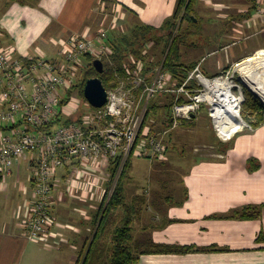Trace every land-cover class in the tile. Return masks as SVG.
Wrapping results in <instances>:
<instances>
[{"label": "crops", "instance_id": "crops-1", "mask_svg": "<svg viewBox=\"0 0 264 264\" xmlns=\"http://www.w3.org/2000/svg\"><path fill=\"white\" fill-rule=\"evenodd\" d=\"M198 2L197 13H207V24H218L219 20L211 17L214 9L224 10L226 18L234 20L230 22L232 33L227 29L230 25L225 24L219 32L214 30L213 36L222 47L213 52L214 56L220 55L228 62L229 58H247L259 47L251 43V38L264 31L263 17L247 13L248 0ZM176 3L177 0H37L20 4L18 0H4L0 1V44L11 48L17 58L41 55L55 62L60 58L55 42L72 35L95 39L100 32H106V13L114 14L111 24H116L117 17L123 25L160 28L172 17ZM193 21L198 26L199 20L193 17ZM219 58L206 69L216 66ZM213 74L205 75L219 73ZM219 146L220 150L210 157L193 159L180 182L181 198L175 203L168 197L163 203L159 201L154 224L144 227L145 239L191 246L190 252L142 255L137 264H264V240L257 239L261 232L264 236V208L254 219L233 214L244 207L264 206V122L252 131L238 132ZM75 174L85 177L79 188L75 180L65 184L67 175ZM104 174L76 166L59 171L52 196V232L47 241L38 242L27 239L22 226L26 206L32 201V168L27 159L15 165L10 175L0 178V264H75L91 236L92 216L101 205L97 200L107 188ZM59 191L70 198L66 202L73 203L68 211L59 208L61 200H65L57 195Z\"/></svg>", "mask_w": 264, "mask_h": 264}, {"label": "built area", "instance_id": "built-area-1", "mask_svg": "<svg viewBox=\"0 0 264 264\" xmlns=\"http://www.w3.org/2000/svg\"><path fill=\"white\" fill-rule=\"evenodd\" d=\"M264 0H257L255 15L264 17ZM59 56L53 62L44 56L17 58L12 50L0 44V178L11 174L12 168L27 159L32 168V201L25 210L22 224L24 236L45 242L54 224L53 193L62 169L81 164L88 169L102 171L108 180L101 195L108 199L113 193L118 174L130 158L161 160L167 151L166 138L184 122L194 120L202 108L207 110L216 136L222 142L230 141L238 132L253 129L241 116L245 102L244 89L253 92L251 79L258 78L253 71L251 57L232 64L216 76L203 73L200 63L187 70L185 80L179 84L162 64L147 70L141 61L130 56L126 60V76L106 89V102L100 108L81 114L74 121L49 132L43 127L57 116L70 119L78 114L70 95L83 68V56L90 54L100 59L111 54L107 32L95 39L72 35L56 42ZM152 47L147 45L146 51ZM151 61V60H150ZM152 62V61H151ZM247 69H249L247 71ZM244 72H247L245 77ZM159 96L172 98L168 123L156 131L152 120H146L148 104ZM227 99L234 102L235 130L225 132L231 120L215 114V107L225 110ZM264 105V101L262 100ZM219 120H223L219 123ZM120 158L114 181L109 186V166Z\"/></svg>", "mask_w": 264, "mask_h": 264}, {"label": "trees", "instance_id": "trees-1", "mask_svg": "<svg viewBox=\"0 0 264 264\" xmlns=\"http://www.w3.org/2000/svg\"><path fill=\"white\" fill-rule=\"evenodd\" d=\"M18 1L20 4H30L37 0ZM248 2L250 4V9L247 13H255L257 9V0H248ZM196 3L197 0H177L172 17L160 28L145 24H135L125 33L121 32L122 30L119 31V29H110L107 31V44L111 47L112 52L109 56L102 57L103 73L99 74L94 69L92 62L95 58L90 54H85L83 56L85 64L83 63L84 66L80 71V76L75 81L72 89H76L79 96L83 97L84 84L88 79L93 77L100 78L106 89L115 87L117 79L126 76V60L130 56L141 61L147 70L153 69L155 64L153 61L151 62L149 60L147 53H144V51H146L149 43L156 45L161 42H164L166 47L165 57L162 62L163 70L168 72L174 79H177L179 84L182 83L187 76L186 71L193 69L196 64L185 65L181 62V47L185 38L181 33L175 36L173 33L179 30L180 25L182 26L185 22L195 27L193 17H195ZM240 17L243 18L245 16ZM228 68L229 67L226 69ZM70 92H68L67 98L62 101V104H65L69 100L68 96ZM243 93L245 102L241 108V116L252 128H256L264 122V108L261 102L247 89H244ZM157 98L148 104L146 120H151L153 119L152 117L157 118L159 112L163 110L168 114L172 98L165 96L166 104H164V106H160L158 101H156ZM81 113L82 112H79L70 119L57 116L50 123L46 124L43 130L51 132L61 125L74 121L79 122ZM168 121L167 118L166 121L160 122V125L162 123L166 124ZM192 123L191 121L184 122L183 124L191 125ZM129 160L130 159L126 161L118 174L113 193L108 199V202H105L107 197H104L103 202L92 216L91 236L88 238L85 248L79 254L75 264H137L142 255H185L192 249L191 246L157 244L151 240L145 239V237V240L142 242L134 240L132 225L138 213L137 207L143 204L144 200L141 198V200H138V198H136L131 204L126 203L123 178L128 169ZM119 163L120 158H116L110 163L109 186L117 175ZM253 169L254 167L251 168V170ZM185 197H187L186 193ZM263 208L264 206H248L233 214L242 219H254L260 217ZM117 209H122L124 212L122 225L116 227L112 231L110 241L107 242L105 237L109 215ZM257 239L264 240L262 232Z\"/></svg>", "mask_w": 264, "mask_h": 264}, {"label": "rangeland", "instance_id": "rangeland-1", "mask_svg": "<svg viewBox=\"0 0 264 264\" xmlns=\"http://www.w3.org/2000/svg\"><path fill=\"white\" fill-rule=\"evenodd\" d=\"M199 3L200 2L197 0V11L195 12V18L199 20L196 21L198 23H196V25L198 26L195 28L185 22L182 26L180 25L179 30L174 31L173 33L174 36L178 33H181L185 38L181 47V62L185 65H190L193 63H200L203 60L200 68H202L201 70L204 72V74L212 75L213 73H221L225 67H230L233 63L245 59L229 58L227 62L225 61L226 58L220 59V55L214 56L213 54V52L218 51V49H222V47L219 48V39L213 36L214 30H218L217 32H219V30L225 27L223 26L225 24L226 26L230 25V27L227 29L229 33H232V24H230V22L232 23L234 20L231 21V18H226L227 13L224 10L214 9V12L211 13V17H215L216 20H219L217 21L218 24H207L205 20L207 13H205L204 16H201L202 13H200V15L197 13L199 11L198 9H200ZM237 7H239V5ZM263 7L264 5L262 4V8ZM113 17L114 14L106 13V24L104 27L106 32L107 30H110V27L114 29L115 27L119 28V31H121L120 28H122L121 32L124 33L131 28V25H123L122 21H120L117 17L115 19L117 21L116 24H111V21L114 19ZM262 22L264 23V17ZM251 39L253 40L251 43L253 42L255 47H259L247 58L251 57L256 51L264 49V31L257 37H253ZM54 44L58 46L56 42ZM165 52V43L161 42L156 45L152 44V47L147 50V56L149 60L153 61L156 66L157 64H163L162 62L165 57ZM215 58H219L220 60L214 64L216 66H213V68L209 69L210 71H208L206 67H209L210 63L214 62ZM99 60H103V58H100ZM82 63H84V61ZM70 91V96L73 97V100L76 103L75 106L78 110V113L82 112L81 114H86L87 110L90 109V106L85 100L84 96L80 97L76 89H72ZM156 101H158L160 106H164V104H166L165 96H159ZM152 118L153 119L151 120L153 121L155 130L160 131L162 129L160 122L166 121L168 114L163 110L159 112L157 118ZM192 122L193 123L191 125L182 124L176 130H173L170 133L168 138H166V146L168 148L161 160L156 161L145 158H130L128 162V169L123 178V183L126 189V203L131 204L136 198H138V200H144V203L138 205L137 207L138 213L135 217L134 224L132 225L135 238L134 240L139 242L145 240L144 237L146 236V233L143 232L144 227L146 228L149 225L154 224V219L157 216V212L160 210L158 208L159 201L163 203L164 198L168 197L166 198L167 200L169 199V201H174L175 203L181 198L182 192L180 188V182L183 178V175L187 172L186 170L191 165L190 163L193 161V159L207 158L214 154L215 151L220 150L218 148L220 147L219 144L222 141L216 136L212 122L208 117L207 110L202 108L197 114L196 119L192 120ZM247 124L249 125V123ZM243 131L249 132L250 130L245 129ZM75 166L79 167L81 170L85 169L84 166L78 163L73 165V167ZM84 178L85 177H81L80 174L71 176L67 175L65 184L71 183L75 180L76 186L79 188L84 185ZM58 194L59 196L61 195V197L63 196V199H65L64 201L61 200L63 204L59 208L68 211V209L72 207L73 203L69 201L66 202V200H69L70 198L67 197L65 192L62 194L61 191H59L57 195ZM97 198H100V196L97 195ZM97 201L99 206L101 199H98ZM123 217L124 212L122 209H117L109 215L105 237L107 242L110 241L112 231L116 227L122 225Z\"/></svg>", "mask_w": 264, "mask_h": 264}, {"label": "bare ground", "instance_id": "bare-ground-1", "mask_svg": "<svg viewBox=\"0 0 264 264\" xmlns=\"http://www.w3.org/2000/svg\"><path fill=\"white\" fill-rule=\"evenodd\" d=\"M254 58H259V59H256L255 60V63L252 65L253 66V71L249 73H252L251 75H255L258 73L257 76H259L258 78H254L252 80L253 77H248L246 74L247 72H244L245 74V77H248L246 78L247 82L250 83V80L251 79V83H252V88H253V91L261 98V100L264 101V50L263 51H259L257 53V55L254 57ZM249 69H247L248 71ZM227 103H228V106L225 110H223L222 108H220V104H218L216 107H215V114L216 115H220L222 113H224L222 115V117H226V119H230L231 120V123L229 125L226 126V129H225V132H228L230 133L232 130H235L237 127H238V124L235 123L233 120V116H231L234 112V102L231 101L230 99H227ZM219 123H221L223 120H219Z\"/></svg>", "mask_w": 264, "mask_h": 264}, {"label": "water", "instance_id": "water-1", "mask_svg": "<svg viewBox=\"0 0 264 264\" xmlns=\"http://www.w3.org/2000/svg\"><path fill=\"white\" fill-rule=\"evenodd\" d=\"M92 65L97 73L102 74L103 73V64L102 61L99 59H95L92 62ZM255 98H257L261 104L263 103L261 98L253 92H250ZM83 96L89 106L92 108H100L102 107L106 102V88L104 87L102 81L98 77H93L88 79L83 88ZM264 107V105L262 104Z\"/></svg>", "mask_w": 264, "mask_h": 264}]
</instances>
